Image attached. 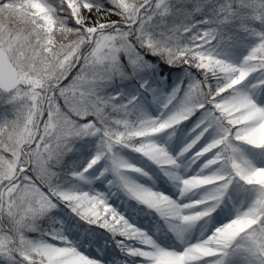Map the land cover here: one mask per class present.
Here are the masks:
<instances>
[{
	"label": "snow or ice",
	"instance_id": "6c2138e0",
	"mask_svg": "<svg viewBox=\"0 0 264 264\" xmlns=\"http://www.w3.org/2000/svg\"><path fill=\"white\" fill-rule=\"evenodd\" d=\"M0 264H264V0H0Z\"/></svg>",
	"mask_w": 264,
	"mask_h": 264
},
{
	"label": "rangeland",
	"instance_id": "374dc122",
	"mask_svg": "<svg viewBox=\"0 0 264 264\" xmlns=\"http://www.w3.org/2000/svg\"><path fill=\"white\" fill-rule=\"evenodd\" d=\"M113 200L115 201L116 206L125 211V215H128L129 212H131L134 219H136L138 222H142L144 225L148 224V218L146 217L145 213H139L137 206V209L134 211L129 208V203L125 199H122L120 196L113 197ZM134 203V202H132Z\"/></svg>",
	"mask_w": 264,
	"mask_h": 264
},
{
	"label": "trees",
	"instance_id": "16d2710c",
	"mask_svg": "<svg viewBox=\"0 0 264 264\" xmlns=\"http://www.w3.org/2000/svg\"><path fill=\"white\" fill-rule=\"evenodd\" d=\"M163 71H164V72H167V71H168V69H167L166 66H164Z\"/></svg>",
	"mask_w": 264,
	"mask_h": 264
}]
</instances>
